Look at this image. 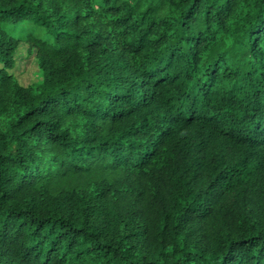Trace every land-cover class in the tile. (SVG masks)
<instances>
[{
    "label": "trees",
    "instance_id": "1",
    "mask_svg": "<svg viewBox=\"0 0 264 264\" xmlns=\"http://www.w3.org/2000/svg\"><path fill=\"white\" fill-rule=\"evenodd\" d=\"M0 264H264V0H0Z\"/></svg>",
    "mask_w": 264,
    "mask_h": 264
},
{
    "label": "rangeland",
    "instance_id": "2",
    "mask_svg": "<svg viewBox=\"0 0 264 264\" xmlns=\"http://www.w3.org/2000/svg\"><path fill=\"white\" fill-rule=\"evenodd\" d=\"M16 64L10 72L23 85L39 83L43 79L42 71L37 64L35 53L28 51V44L21 42L15 53Z\"/></svg>",
    "mask_w": 264,
    "mask_h": 264
}]
</instances>
